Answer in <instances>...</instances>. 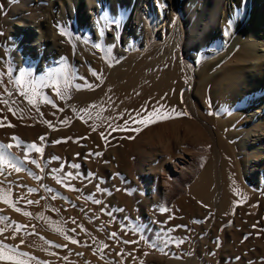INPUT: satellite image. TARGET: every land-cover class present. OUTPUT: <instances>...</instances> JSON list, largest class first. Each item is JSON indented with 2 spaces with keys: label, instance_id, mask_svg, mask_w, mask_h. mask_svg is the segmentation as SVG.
I'll return each instance as SVG.
<instances>
[{
  "label": "bare ground",
  "instance_id": "6f19581e",
  "mask_svg": "<svg viewBox=\"0 0 264 264\" xmlns=\"http://www.w3.org/2000/svg\"><path fill=\"white\" fill-rule=\"evenodd\" d=\"M158 1L159 11L148 0H22L5 16L0 9V70L7 63L16 76L13 96L0 94V109L9 111L1 116L0 129L13 134L2 136L7 141L0 145L14 139L10 151L0 150L9 152L5 156L16 167L22 165L20 110L34 104L42 121L56 122L51 132L69 135L78 127L74 131L86 143L119 132L146 156L147 171L162 153L165 170L186 161L187 153L198 154L206 163L193 174V197L219 214L227 216L236 205L252 214L264 201V0ZM218 6L221 14L214 20ZM147 12L168 30L156 39L155 52H145L148 62L135 63L134 57L122 64V43L144 36L156 43L146 28H152ZM50 19L64 24V43L48 32ZM20 172L12 178H21ZM4 189L0 186V215L8 210L15 215L13 191Z\"/></svg>",
  "mask_w": 264,
  "mask_h": 264
},
{
  "label": "rangeland",
  "instance_id": "374dc122",
  "mask_svg": "<svg viewBox=\"0 0 264 264\" xmlns=\"http://www.w3.org/2000/svg\"><path fill=\"white\" fill-rule=\"evenodd\" d=\"M0 1L5 16L22 0ZM148 1L159 11L158 0ZM44 3L43 7L47 4ZM221 8L218 6L214 20L220 17ZM147 13L152 28L148 25L146 28L151 29L152 36L156 35V43L146 40V36L145 40L142 38L125 46L122 43L120 48L126 51L122 64L134 57L137 58L133 60L135 63L148 62L145 54L155 52L159 46L156 39L161 40L168 30L165 21H155L153 14ZM175 15L173 13L172 17L178 18ZM133 28L131 30L137 32ZM47 29L51 30L50 35L65 42L66 28L60 20L50 19ZM65 59L68 63L72 61L70 52ZM4 65V71L0 70V94L12 97L16 76L8 70L7 63ZM67 71L71 74V70ZM83 80L80 78L82 84ZM31 105L20 110V120L25 127L23 137L19 138L18 158L22 165L17 167H23L20 168L23 173L18 176L21 178H12L18 173L10 166L13 162L0 164V171H4L0 172V186H5L6 193L13 191L11 196L19 207L15 212L22 211L14 215V210L1 208L10 211L9 214L1 211L0 215V218L5 217L4 221L0 220V245L6 246L2 251L23 264H169L170 260L181 264H264V201L259 202V206L253 204L252 214L241 213V205H236L227 216L207 209L193 197L190 189L195 175L206 163L198 154H195L197 158L194 153L193 156L187 153L186 161L165 170L161 167L165 159L162 153L147 171L146 156L136 151L130 140H125L119 132L105 137L106 140L93 136L94 141L86 143L81 133L78 134L80 131H74L78 127L69 130L75 132L74 136L72 132L69 135L63 131L51 132L56 122L42 121L39 110ZM0 108L3 110V106ZM1 109L0 119L2 115L6 118L9 111ZM43 125L49 129L46 131ZM1 133L0 138L8 139L9 133L0 129ZM78 135L81 138L78 139ZM3 137L0 140L7 141ZM10 137L7 145L14 140ZM31 144L41 151L32 149ZM114 144L116 148L112 151ZM0 153V157L8 160L7 153ZM25 168L32 169L28 170L31 176L23 171ZM0 264H15V261L0 259Z\"/></svg>",
  "mask_w": 264,
  "mask_h": 264
},
{
  "label": "snow or ice",
  "instance_id": "6c2138e0",
  "mask_svg": "<svg viewBox=\"0 0 264 264\" xmlns=\"http://www.w3.org/2000/svg\"><path fill=\"white\" fill-rule=\"evenodd\" d=\"M62 34H63V33H62ZM178 115H186V113H179ZM168 118H171V117H168ZM3 147L11 148L12 145H6V146H4V145H0V148H3ZM32 148H34L37 152L41 151V149L36 148L35 145H32ZM33 162H35V161H33ZM0 163L7 165V164L10 163V161L4 159L3 157H0ZM12 167L15 168V170H16L17 172H19V171L21 170L20 168L16 167L15 164H12ZM4 202L7 203L8 200L5 198ZM17 211H18V209H17ZM24 214H25V215H30L29 213H24ZM0 231H2V230H0ZM113 235H115V234H113ZM72 242H73V243H76V241H74V240H73ZM4 248H6V246H4V245H0V259H4V260H13V261H15V264H23L22 261H17L15 257L10 256V255H8L6 252L2 251V249H4ZM22 255H24V254H22Z\"/></svg>",
  "mask_w": 264,
  "mask_h": 264
}]
</instances>
